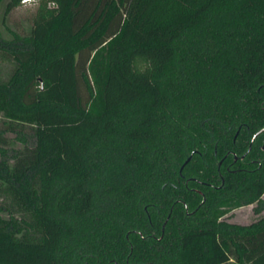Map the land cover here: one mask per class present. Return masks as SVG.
Listing matches in <instances>:
<instances>
[{
  "label": "trees",
  "instance_id": "obj_1",
  "mask_svg": "<svg viewBox=\"0 0 264 264\" xmlns=\"http://www.w3.org/2000/svg\"><path fill=\"white\" fill-rule=\"evenodd\" d=\"M37 2L0 39V264H264V215L224 219L264 211V0Z\"/></svg>",
  "mask_w": 264,
  "mask_h": 264
},
{
  "label": "rangeland",
  "instance_id": "obj_2",
  "mask_svg": "<svg viewBox=\"0 0 264 264\" xmlns=\"http://www.w3.org/2000/svg\"><path fill=\"white\" fill-rule=\"evenodd\" d=\"M9 0H3L0 4V39L3 41H11L14 39L15 34L22 37L28 36L31 32L32 19L37 9V0L28 1L20 7L12 11L10 14H5L6 5ZM14 63L5 59L0 55V82H7L14 71ZM4 118L0 116V129H5L3 125ZM5 137L7 138L6 148H22V144L16 138V132L6 131ZM256 205L239 208L224 217L225 220L231 223L247 225L257 221L264 215L256 214L254 208ZM5 207V210H0V217L8 219L10 214L17 218L21 215L13 205L11 200L0 193V208Z\"/></svg>",
  "mask_w": 264,
  "mask_h": 264
},
{
  "label": "flooded vegetation",
  "instance_id": "obj_3",
  "mask_svg": "<svg viewBox=\"0 0 264 264\" xmlns=\"http://www.w3.org/2000/svg\"><path fill=\"white\" fill-rule=\"evenodd\" d=\"M257 137H258V135L257 136L255 135L253 140H255ZM263 150H264V144H263Z\"/></svg>",
  "mask_w": 264,
  "mask_h": 264
},
{
  "label": "water",
  "instance_id": "obj_4",
  "mask_svg": "<svg viewBox=\"0 0 264 264\" xmlns=\"http://www.w3.org/2000/svg\"><path fill=\"white\" fill-rule=\"evenodd\" d=\"M260 133H261V132H260ZM257 135H258V134H257ZM257 135H256V136H257ZM190 159H191V158H189V159L186 161L185 165L190 161Z\"/></svg>",
  "mask_w": 264,
  "mask_h": 264
},
{
  "label": "built area",
  "instance_id": "obj_5",
  "mask_svg": "<svg viewBox=\"0 0 264 264\" xmlns=\"http://www.w3.org/2000/svg\"><path fill=\"white\" fill-rule=\"evenodd\" d=\"M26 1H30V0H26Z\"/></svg>",
  "mask_w": 264,
  "mask_h": 264
},
{
  "label": "crops",
  "instance_id": "obj_6",
  "mask_svg": "<svg viewBox=\"0 0 264 264\" xmlns=\"http://www.w3.org/2000/svg\"><path fill=\"white\" fill-rule=\"evenodd\" d=\"M264 198V197H263Z\"/></svg>",
  "mask_w": 264,
  "mask_h": 264
}]
</instances>
